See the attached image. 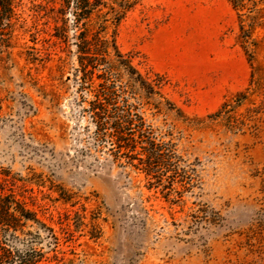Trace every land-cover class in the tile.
I'll return each instance as SVG.
<instances>
[{
    "label": "rangeland",
    "instance_id": "374dc122",
    "mask_svg": "<svg viewBox=\"0 0 264 264\" xmlns=\"http://www.w3.org/2000/svg\"><path fill=\"white\" fill-rule=\"evenodd\" d=\"M253 1L250 13L251 1L102 0L87 23L144 80L160 78L146 96L124 69L110 77L133 85L129 102L173 146L154 179L84 111L96 84L79 74L72 0H0V192L36 214L7 238L10 264H264V0Z\"/></svg>",
    "mask_w": 264,
    "mask_h": 264
},
{
    "label": "trees",
    "instance_id": "16d2710c",
    "mask_svg": "<svg viewBox=\"0 0 264 264\" xmlns=\"http://www.w3.org/2000/svg\"><path fill=\"white\" fill-rule=\"evenodd\" d=\"M236 8L246 9V1H251V12L256 7L253 0H231ZM102 0H72L74 23L79 32L76 38V48L79 61V74L84 83L92 81L96 84L93 97L88 102L85 112L90 113L101 139H111L117 148V154L129 160H138L139 165L148 176L159 178L158 170L166 167L169 160L175 158L173 146L159 139L150 125L140 115L139 108L129 102L128 90L133 91V85L120 87L111 84L110 77L113 72L124 69L130 82L137 84L146 96L155 93L160 86V78L153 81L144 80L131 67L128 57L120 54L114 44L101 36L103 29L91 33L87 23L93 13L101 6ZM9 0L3 4L5 10L9 9ZM102 26H99V29ZM116 58L117 65L109 61L110 57ZM120 74V73H119ZM99 81L98 83L95 82ZM125 151V152H123ZM0 192V264H10L13 255L7 247V238L15 237L19 229L28 221H36V214L28 210L25 203L18 200L14 192L9 189L4 194ZM40 258H42L40 254ZM31 259L21 260L22 264H35Z\"/></svg>",
    "mask_w": 264,
    "mask_h": 264
}]
</instances>
